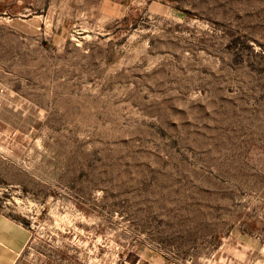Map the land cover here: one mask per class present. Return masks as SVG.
Masks as SVG:
<instances>
[{"label":"rangeland","instance_id":"obj_1","mask_svg":"<svg viewBox=\"0 0 264 264\" xmlns=\"http://www.w3.org/2000/svg\"><path fill=\"white\" fill-rule=\"evenodd\" d=\"M0 83L13 264H264V0H0Z\"/></svg>","mask_w":264,"mask_h":264},{"label":"crops","instance_id":"obj_2","mask_svg":"<svg viewBox=\"0 0 264 264\" xmlns=\"http://www.w3.org/2000/svg\"><path fill=\"white\" fill-rule=\"evenodd\" d=\"M0 223V264H13L14 254L18 252L14 244L13 228L11 225Z\"/></svg>","mask_w":264,"mask_h":264},{"label":"built area","instance_id":"obj_3","mask_svg":"<svg viewBox=\"0 0 264 264\" xmlns=\"http://www.w3.org/2000/svg\"><path fill=\"white\" fill-rule=\"evenodd\" d=\"M4 91V89H3V86H2V84L0 83V112H1V110H2V108H3V92Z\"/></svg>","mask_w":264,"mask_h":264}]
</instances>
